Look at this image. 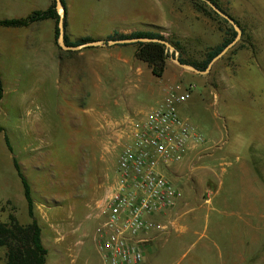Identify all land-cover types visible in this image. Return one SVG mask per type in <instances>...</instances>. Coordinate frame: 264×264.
I'll use <instances>...</instances> for the list:
<instances>
[{"label":"rangeland","instance_id":"rangeland-1","mask_svg":"<svg viewBox=\"0 0 264 264\" xmlns=\"http://www.w3.org/2000/svg\"><path fill=\"white\" fill-rule=\"evenodd\" d=\"M114 1L69 0L67 21L72 38L87 36L96 40L110 34L113 27L118 26L110 19ZM250 3L255 10L264 13V0H250ZM125 10L129 11L131 25L143 23L145 12H148L144 0H125ZM11 16L10 13L0 11V20L10 19ZM220 25L228 29L226 24ZM172 36L166 37V40L179 39ZM181 41L184 45V59L203 61V52H193L186 46L185 40ZM107 42L106 38L104 44ZM238 45L239 42L225 55H230ZM106 46L108 52L104 55L80 56L78 50L74 53L66 52L67 63L73 66L75 72L72 77L65 72L60 77H30L31 70H26L27 64L20 52L15 58H11L12 54L8 53L0 62L3 88L0 102V221L6 223L9 216L14 215L21 224L30 223L23 187L14 166L15 158L32 187L36 216L43 230L44 246L48 250L47 264H74L68 251L63 252L53 244H59L54 230H63V222L56 221L54 229L51 227L54 242L47 238L50 228L45 217V214L48 215L47 208H69V196L78 195V212L81 207L85 212L78 216V220L75 219L78 224L87 212V205L101 195L115 174L117 155L105 154L104 132L101 134V130L95 132V129L102 124L119 121L137 110L159 107L163 98L162 87L166 81L176 79L182 91L190 92V99L177 110L179 114L182 113V118L184 115L189 118L190 124L203 121V131L198 132L204 135L207 143L211 133L219 128L222 135H217L218 139L211 141V144L229 151L232 144H235L234 134L240 135L244 144L252 148L249 160L256 163L254 170L260 173L263 168L264 109L258 108L252 102L251 95L245 94L243 89H235L234 75L224 80L223 93L218 91L224 99L218 101L213 96L218 87L217 77L212 74L213 66L207 74L201 75L181 68L171 60L170 55L165 76L159 79L152 75L146 64L135 58L134 44ZM259 64L264 66V62ZM250 77L259 79L261 83L264 80L256 68L249 74ZM77 93L80 101L91 102L85 110L73 108L74 102H77ZM236 93L241 100L240 107L239 104L234 107ZM226 94H231V99H227ZM218 147L208 148L207 152L213 149L218 151ZM230 154V161L227 160L224 168H228V162L236 163ZM202 166L200 160L198 167ZM227 170L232 171L231 168ZM187 171L186 176L178 182L172 173L166 174L177 187L184 189L194 184L198 173L196 170ZM199 171L201 173L202 169ZM232 175L227 174L226 182L230 181ZM258 191L261 192L260 189ZM259 208L262 210L264 205L260 203ZM225 223L221 233L222 243L219 244L224 256L226 251L234 247L232 220L227 218ZM202 233L203 227L197 236L191 235L184 245L175 236L167 245L154 244L156 251L150 255L151 264H220L217 248L211 246L210 250L204 249L208 240ZM75 248L78 253L80 247ZM0 264H6L5 248H0ZM76 264H101L91 238L86 239Z\"/></svg>","mask_w":264,"mask_h":264},{"label":"crops","instance_id":"crops-1","mask_svg":"<svg viewBox=\"0 0 264 264\" xmlns=\"http://www.w3.org/2000/svg\"><path fill=\"white\" fill-rule=\"evenodd\" d=\"M52 1L0 0V11L12 14L10 19H21L26 18L35 11L47 10ZM65 1L67 10H69V0ZM144 3L148 10V12H145L144 22L131 25L129 11L125 10V0H115L112 3L113 9L110 19L118 26L113 27L112 32L105 38L96 39L94 42H104L106 38L115 32L123 35L132 34L131 30H135V32H154L165 38L173 35L180 40H185L188 48L193 52L196 51V53L203 52L205 59L210 48H215L224 41L225 34L221 29L225 30V28L198 14L188 2L144 0ZM220 3L227 14L237 22L248 42H243L230 55H225L214 63L212 74L217 77L218 87L215 88L216 92L213 93V96L218 101L224 99L222 94H218V91L220 90L223 93L224 80L234 75L235 89H243L245 94L251 95L252 102L257 104L258 108L264 109V66L262 67L259 64L264 62V13L255 10L250 0H220ZM68 29L69 26L67 34L71 42L89 38L84 36L74 39ZM128 32L130 34H127ZM106 47H86L78 49V53L80 56L104 55L108 52ZM59 48V45L57 46L55 42L54 20H45L22 28L0 27V62L6 54L10 53L12 54L10 55L11 58H15L20 52L24 55L22 59L27 64L26 70H31L30 77H39L40 75L60 77L64 72L72 77L75 72L73 66L67 63L65 56L68 54L66 52L74 53L77 50H63L62 48L60 50ZM122 61L124 62V60ZM121 66L124 65L121 64ZM255 68L263 75L262 83L259 79L249 78V74ZM180 85L176 79L166 81L162 87L163 98L161 104H163L169 93ZM237 93L234 95V107H238V104L239 107L241 106V100L239 101V94ZM225 96H227V99H231V94ZM80 99L77 93V102H74L73 108L85 110L90 106L91 102L85 100L82 102ZM182 104H178L177 108L179 110ZM229 105L227 108L230 107ZM180 114L182 115L181 112ZM183 117L189 121L187 116L184 115ZM192 125L202 133V120ZM95 130V132H98L100 127ZM217 135L219 137L222 135L219 128L211 133L208 143L204 147L200 159L203 166L195 169L198 173L194 184L184 189L178 187L182 194L178 207L168 214V217L164 220L165 222L172 220V226L166 233L157 235L155 241L147 248L145 253L146 264H151V256L156 251L154 244L163 243V245H167L171 238L175 236L180 239L179 243L184 245L189 241L191 235L197 236L202 227V235L208 240V244L203 247L208 250L211 246L217 248L220 252L217 259L220 264H264V208L262 210L259 208L260 203L264 205V164L260 173L254 170L257 165L249 160V157H252V154H250L252 148L250 145L244 144L242 136L234 134L235 141L233 143L235 144H232L228 151L211 144V141L218 139L216 138ZM213 147H218L219 150L213 149L207 152L208 148L212 149ZM225 150L228 152H225ZM242 150L244 153H242ZM229 154L232 158H235L236 163L234 164H237L234 165L233 162H228V168H231V172H229L230 169L224 168L229 159ZM187 169H189L188 161L177 173H172L177 182L186 176ZM201 169L202 172L199 173ZM232 173L234 175L230 177L229 182H226L227 174ZM259 189L261 192L258 191ZM68 200L71 207H49L47 208L48 215L45 214V217L49 224L47 226L50 227H47V238L52 242H54V234L51 230L55 227L54 222H63L62 231L66 233V238L63 242H58L59 244H53L58 246L59 250L68 251L71 255L79 237L78 233L70 231L67 221L70 219L78 220V216L84 210L81 207L78 212V195L69 196ZM227 218L232 220L234 247H229L232 250L226 251L224 256L219 244L222 243L221 233L226 225L225 219ZM93 226V224H88L86 228L91 229ZM210 227L211 232H209ZM209 234L211 236H208ZM72 263L76 264L77 261L72 260Z\"/></svg>","mask_w":264,"mask_h":264},{"label":"built area","instance_id":"built-area-1","mask_svg":"<svg viewBox=\"0 0 264 264\" xmlns=\"http://www.w3.org/2000/svg\"><path fill=\"white\" fill-rule=\"evenodd\" d=\"M190 97L180 85L159 107L100 126L105 154L117 155L116 171L101 195L87 205L83 220L67 221L80 233L78 253L74 247L70 255L74 262L91 238L101 264H146L147 248L157 235L169 231L172 220H164L182 196L166 172L177 173L186 161L195 171L207 145L204 135L178 113L177 105ZM86 224L94 226L87 229ZM54 231L56 242L65 240L66 233Z\"/></svg>","mask_w":264,"mask_h":264},{"label":"trees","instance_id":"trees-1","mask_svg":"<svg viewBox=\"0 0 264 264\" xmlns=\"http://www.w3.org/2000/svg\"><path fill=\"white\" fill-rule=\"evenodd\" d=\"M188 2L193 9L203 17H206L218 24L223 23L228 26V29L222 30L225 34L224 41L221 45L210 48L206 53V58L202 62L189 61L183 58L184 45L181 40L170 38L168 41L175 47L179 52V59L183 64H188L199 70H206L209 63L217 57L230 43L233 42L237 33L235 29L224 20L217 13H215L206 3L201 0H179ZM214 6L219 8L223 13L227 12L221 6L220 0H209ZM64 7L66 8V15L64 19L65 27V42L69 46H80L86 43L94 42V40L86 38L76 42H71L69 35L67 34L68 28V12L66 1L62 0ZM228 15V14H227ZM229 16V15H228ZM230 17V16H229ZM231 18V17H230ZM233 20V18H231ZM45 20L55 21V42L58 46L57 39L59 37V14L55 9V0L52 1L51 6L44 11H35L26 18L21 19H7L0 20V27L7 28H22L28 27L34 23H39ZM236 22V21H235ZM237 23V22H236ZM130 38H147V39H160L166 40L164 36L159 33L138 31L130 35H123L115 32L113 35L107 38V41H114L119 39H130ZM245 35L242 36L238 47L243 42H248ZM135 58L146 64L152 72V75L156 78H162L165 74L167 61L170 53L166 50V47L160 43H136ZM128 46V45H123ZM61 50V48H59ZM235 50V49H234ZM233 50V51H234ZM232 51V52H233ZM3 98L2 82L0 80V102ZM2 129L0 128V132ZM9 150L11 147L7 142ZM14 166L20 178L24 198L28 206V216L30 223L24 225L21 224L14 215L9 216V221L3 223L0 221V248L6 249V264H46L48 250L44 246L42 239V227L38 222L35 212V202L33 198V191L31 184L24 175L22 168L18 161L14 158Z\"/></svg>","mask_w":264,"mask_h":264},{"label":"water","instance_id":"water-1","mask_svg":"<svg viewBox=\"0 0 264 264\" xmlns=\"http://www.w3.org/2000/svg\"><path fill=\"white\" fill-rule=\"evenodd\" d=\"M204 3H206L215 13H217L220 17H222L224 20L228 21V23L235 29L237 35L232 43H230L217 57H215L208 65L206 70L202 71L199 70L193 66H190L188 64H183L179 59V52L175 49V47L167 40H160V39H147V38H130V39H119L114 41H108L107 44H104V42L95 41L91 43H87L80 46H69L65 42V27H64V19L66 15V8L63 5L62 0H55V9L59 14L60 20H59V37L57 39V43L60 48L63 50H78L86 47H96V46H115V45H128V44H136V43H160L166 47V50L170 53L172 56L171 60L180 66L181 68L185 70H190L195 73L205 75L207 74L214 63L222 58L226 52H228L230 49H232L238 42H240L243 32L240 29V27L237 25V23L232 20L227 14L223 13L219 8L214 6L209 0H201Z\"/></svg>","mask_w":264,"mask_h":264}]
</instances>
